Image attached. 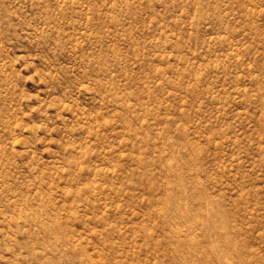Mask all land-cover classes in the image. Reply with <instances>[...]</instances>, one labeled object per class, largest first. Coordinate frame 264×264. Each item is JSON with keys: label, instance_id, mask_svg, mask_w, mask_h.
Segmentation results:
<instances>
[{"label": "rangeland", "instance_id": "rangeland-1", "mask_svg": "<svg viewBox=\"0 0 264 264\" xmlns=\"http://www.w3.org/2000/svg\"><path fill=\"white\" fill-rule=\"evenodd\" d=\"M0 264H264V0H0Z\"/></svg>", "mask_w": 264, "mask_h": 264}]
</instances>
